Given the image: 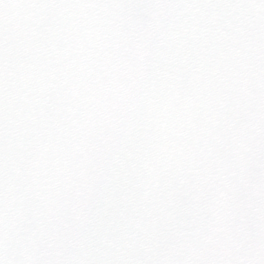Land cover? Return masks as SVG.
<instances>
[{
    "label": "snow or ice",
    "instance_id": "1",
    "mask_svg": "<svg viewBox=\"0 0 264 264\" xmlns=\"http://www.w3.org/2000/svg\"><path fill=\"white\" fill-rule=\"evenodd\" d=\"M0 264H264V0H0Z\"/></svg>",
    "mask_w": 264,
    "mask_h": 264
}]
</instances>
